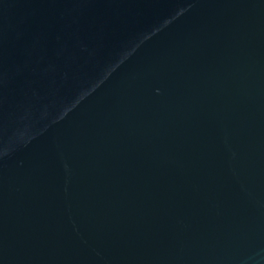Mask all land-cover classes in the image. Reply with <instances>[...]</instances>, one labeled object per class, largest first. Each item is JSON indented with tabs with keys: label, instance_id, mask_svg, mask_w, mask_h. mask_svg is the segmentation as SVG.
Here are the masks:
<instances>
[{
	"label": "water",
	"instance_id": "1",
	"mask_svg": "<svg viewBox=\"0 0 264 264\" xmlns=\"http://www.w3.org/2000/svg\"><path fill=\"white\" fill-rule=\"evenodd\" d=\"M0 264H264V0H0Z\"/></svg>",
	"mask_w": 264,
	"mask_h": 264
}]
</instances>
